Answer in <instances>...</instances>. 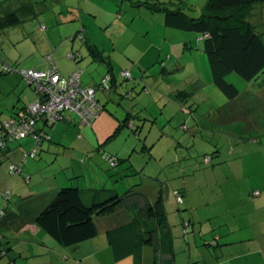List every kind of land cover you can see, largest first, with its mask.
<instances>
[{"label":"rangeland","instance_id":"rangeland-1","mask_svg":"<svg viewBox=\"0 0 264 264\" xmlns=\"http://www.w3.org/2000/svg\"><path fill=\"white\" fill-rule=\"evenodd\" d=\"M30 1L38 3V15L16 26L0 28V108L6 107L11 98L16 99L18 93L23 100H29L33 91L21 71L48 67L44 59L48 52L43 49L50 45L49 41L58 48L53 52L56 66L62 75H69L75 63L66 58L67 52L81 49L86 53L80 38L75 37L71 47L70 36L81 30L108 49L105 55L109 50L113 52L118 81L123 79L122 69H129L132 74L131 79L123 82L128 89L134 87L133 97L123 98L126 108L122 111L121 106H116L119 100L116 95L112 100L115 104L107 102L106 107L125 114L132 105L137 116L132 117L133 130L125 126L104 144L105 153H131L129 162L123 160L116 167H110L102 156L103 149L96 151L97 118L93 126L83 127L72 121H55L46 127L49 137L40 143L33 137L10 142V156L0 162V208L5 202L12 208L16 200L32 194L40 193L43 201L54 194L52 189L56 185L104 186L115 188L119 193L133 187L149 201L162 195L167 224L183 248L188 245L182 233V221L190 219L191 248L194 252H205L206 247L212 251L213 247L206 245L207 231L220 228L216 225L220 217H225L228 204H241L242 192L249 181L264 179V71L250 81L234 72L227 74L226 79L239 91L235 99L228 100L212 81L204 40L198 39L199 33L165 27L162 13L135 6L132 4L135 0ZM182 1L188 15L198 16L206 0ZM257 28L264 31L262 25ZM150 45L156 52L161 48L163 57L168 54L180 59L179 65L183 67L166 74L160 72V62H157V70L140 72L134 57L142 55L144 49L147 52ZM12 64L17 67L16 72L2 70L1 65L12 67ZM105 72L102 66L93 71L96 82ZM143 85L147 90H141ZM178 90H184L182 94L187 92L186 101L179 97ZM104 94L105 91L98 93L101 100L105 99ZM105 113L104 110L99 114L100 118ZM5 116L4 112L1 117ZM69 117L76 120L72 113ZM106 128L104 124V130L98 132L107 135L110 130L107 132ZM72 151L76 154H71ZM209 154L212 158L208 162L205 156ZM11 163L20 165L21 172L13 175ZM127 164L132 167L126 169ZM120 171L125 176L115 180ZM25 175L29 178H24ZM174 189L184 191L182 203L175 198ZM39 202L33 197L29 207L36 208ZM122 206L127 208V204ZM193 212L198 218L192 216ZM29 233L9 229L5 235L20 244L17 249L21 250L27 248L23 240L30 239ZM1 238L0 248L9 245L5 236ZM96 239L98 243L100 239L106 242L102 231ZM7 251L0 250V264H13L12 254ZM22 255H27L26 250ZM20 259L23 264H33L24 256ZM146 260L152 264L153 253ZM130 261L132 264L131 257Z\"/></svg>","mask_w":264,"mask_h":264},{"label":"trees","instance_id":"trees-1","mask_svg":"<svg viewBox=\"0 0 264 264\" xmlns=\"http://www.w3.org/2000/svg\"><path fill=\"white\" fill-rule=\"evenodd\" d=\"M132 4L146 7L153 12L162 13L164 25L169 29L198 32V39L204 40V51L210 65L212 81L228 100L235 99L239 91L234 83L226 79L227 74L234 72L241 78L250 81L257 78L264 71V31H260L257 28L258 25L264 26V0H206L198 16L188 15L184 9V1L182 0H168L166 2H160L159 0H135L132 1ZM170 4H174L175 7H171ZM37 6L38 3L30 0H1L0 28L16 26L33 18L38 15ZM80 31L77 30L73 36H70V39L76 37L86 42L89 47L90 58L93 61L102 62L106 65L105 74L98 82L90 85L82 83L81 75L83 69L81 67L76 66L71 71H81L79 80L81 87L88 86L93 88L97 104V108L94 109V116L88 122H82V119L75 111L69 109L62 110L59 118L54 120L39 118L34 122L31 130L19 137H15L13 134L8 133L5 122L8 123L12 119L21 125L27 121L29 117L27 106L40 95L39 92H36V87L25 78L28 85L32 88L33 98L26 102L20 110L15 113L6 114L4 118H0V162L3 159L9 158L10 142L26 137H33L40 143L42 139L49 137L48 132L45 130L46 127L51 126L58 120L72 121L79 127L85 125L92 126L94 120L104 110L107 111L105 114L113 118L114 125L105 139L98 144L96 151L103 149L101 151L102 156L109 163L110 167H116L125 159L117 157V155L105 153L104 144L121 133L122 128L125 126H129L133 130L132 127L135 120L132 117L137 116V113L135 114L136 111H134L135 107L131 105L125 114H119L115 112V108L113 110L108 109L106 104L110 102V99L107 97L109 92L113 91L117 96L116 99H119L116 101V106H121L122 111L126 108L123 98H127V95L133 97L134 87L132 86L128 89L126 83L123 82L131 79L132 74L129 69H122L120 76L123 78V81H118L115 72L112 71L110 66L109 57L104 55L103 51L95 44L87 42L85 34H82ZM68 53L71 54L70 57L67 56ZM48 54L52 55L54 62L52 52L45 54L44 59L50 63L47 57ZM66 58L78 62L80 55L77 51L70 50L67 52ZM1 67L3 71L6 69L13 72H16L15 69L17 68L13 64L12 67L8 65H1ZM165 70L167 69L162 62L161 71L165 73ZM123 71L127 72V75ZM58 73L60 72L58 71ZM143 89L147 90L144 85L141 87V90ZM103 91L106 92L104 94L106 97L101 100L97 93ZM182 92L184 93V90L177 91L179 97H182L186 101L188 99L185 97L187 92L185 94H182ZM113 104H115V101H113ZM135 104L137 103L135 102ZM67 113L69 115L72 113L76 117V120L73 117L71 119ZM18 145H21V143L16 146ZM33 152L36 153L35 149H33ZM33 152H31V155L35 156ZM207 156L205 158L209 162L212 156L210 154ZM128 167H131V164ZM9 168L13 175L16 172H21V167L18 164L11 163ZM117 173L120 176L115 178V180L125 176L124 171ZM24 178L28 179L29 176L25 175ZM258 193V191L255 192V194ZM173 194L176 199H180L178 203H182L184 191L174 189ZM3 195L6 194L3 193ZM85 195H90V198L85 200ZM35 196L42 197L41 194H32L18 199L17 202H14L12 208H9L7 202L0 208L1 241V237L5 235L2 228L15 224L23 225L35 222L38 227L53 237L58 244L62 246L78 245L83 241L96 237L98 234L94 222L95 216L109 215L123 208V203L128 204L130 207L131 216L129 220L107 229L104 233L114 261L131 257L132 264H143V251L147 249L150 250L151 254L153 253L152 264H173L174 237L167 224L161 194L154 201H149L141 191L133 187H128L125 191L119 193L115 188L104 186L82 189L79 186H59L53 195L43 200V205L30 208L29 200ZM37 197L35 198L37 199ZM184 222H187L188 225L184 226ZM190 224L189 219L182 221L184 238H187L190 232ZM209 243L215 245L217 237H214ZM0 250L6 251L8 247L2 245Z\"/></svg>","mask_w":264,"mask_h":264},{"label":"crops","instance_id":"crops-1","mask_svg":"<svg viewBox=\"0 0 264 264\" xmlns=\"http://www.w3.org/2000/svg\"><path fill=\"white\" fill-rule=\"evenodd\" d=\"M42 29H45V27L43 26ZM74 38L70 39L71 47L73 41L75 40ZM85 38L87 42L93 43L99 49H101L103 51V54L105 55V52L108 49H106L105 47H101V45L96 43V41H94L93 38L87 33L85 34ZM49 43L50 45L44 48L43 51H51L54 59V55L57 52L58 48L56 49L53 46L52 41H49ZM62 43H65V41L61 42V44ZM85 43L86 42H83V44L85 45L84 51L86 53H83L81 49L75 50L79 53L80 60L78 61L79 63L74 62V68L76 66L83 68V72L85 75L82 72L81 81L83 84L90 85L97 81V79H95V77L93 76V71H95L97 67L101 66L104 67L106 71V65L102 62L93 61L90 58L89 47L88 44ZM152 48L153 51L151 52ZM111 54L113 55V52L109 50V54L107 56L109 57L108 59L111 64L110 66L112 68V71L115 72V66L113 64ZM166 56L168 57L165 58ZM166 56H162L161 48L156 52V48L150 45L147 48V52L146 49H144L142 55H139L137 58L134 57L136 68L140 72L145 73L147 72V70H151L152 68H155L157 70L156 63L160 62V72H162L161 69L163 62L167 69L164 72L168 74L175 69L178 70L179 68L183 67V65H179L180 59H174L171 55L168 54ZM95 64L99 66H95ZM57 69L59 71L58 67ZM60 73L62 74V72ZM107 97L110 99L109 101L113 103L112 100L115 99V93H113V91H110ZM32 98L33 94L29 96V100H31ZM21 100L22 104H19ZM28 101L23 100L18 93L17 98H11L10 103L7 104L6 107H1L0 111L2 114L5 112L7 115L15 113L16 111L20 110L21 107L24 106ZM2 114L0 115V118H2ZM97 120V131L96 129H94V133L96 137L95 140L99 144L100 142H102V140L105 139L107 135H101L98 131L104 130V124L107 126V132L111 130L114 125V120L107 114H103L101 118L99 116ZM109 132L107 134H109ZM118 152L120 151L118 150ZM71 154L75 155L76 152L72 151ZM116 155L117 157H124V160H127V162L130 161L131 153L125 155L124 153L120 152ZM126 169H130V167H128V164ZM121 170H125V168L122 167ZM58 187L59 185H56V187L52 189V191L55 193ZM94 187L95 186L83 188ZM80 188L82 189V187ZM257 191L259 193L255 194V192ZM50 196L51 195H49L48 197ZM42 197H37L38 201H40L38 206L43 205V201H41ZM84 198L85 200H87L90 198V195H85ZM15 202H17V200ZM190 206L195 209L193 204ZM227 207V210H225L227 211L225 217H220L219 225L215 224L216 226H220V228L214 231L210 230L209 233L207 231L206 234V236L209 237L207 238L208 244L206 243V245L209 247H213V250L210 251L209 249H207L208 247H206L203 248L205 252H201V250H199V252H194V249L189 245L191 235L189 236L188 234L187 238H185L188 246L185 248H183L182 242H177V239L173 240V264H264V179L259 182L249 181V184L242 192L241 204H228ZM222 214H224V212H222ZM130 216L131 212L128 204L127 208L123 207L120 210H117L109 215L100 217L95 216L94 222L98 231L96 237L90 238L74 246H62L58 244L46 231H44L43 229L41 230V228L38 227L35 222L26 223L23 225H10L2 229L4 234L9 229H15L16 232L21 231L24 233L33 231L32 233H29L30 239L26 237L27 241L23 240V243L27 242L25 243L27 248H23L21 250L17 249L20 248V244L13 243L12 238L4 235L6 241L9 243V245H7L9 252L7 251V253H9V255L12 254L10 258L13 264H23V261H21L20 259L21 256H24V258H27L29 260L31 259L33 261V264H131L129 257L124 258L120 261H114L112 251L107 242H103V240L100 239L98 243L96 239L101 231L105 233L107 229L129 220ZM192 216L195 217L194 212L192 213ZM214 237H217V243L215 245H211L212 243L210 244L209 242L213 240ZM34 241H36V243ZM193 242H195L194 238ZM35 244L38 246H36ZM23 250H26L27 255H22ZM183 250L186 252H183ZM143 253V264H149L150 260L146 259L151 258L152 256L150 250L144 249Z\"/></svg>","mask_w":264,"mask_h":264},{"label":"built area","instance_id":"built-area-1","mask_svg":"<svg viewBox=\"0 0 264 264\" xmlns=\"http://www.w3.org/2000/svg\"><path fill=\"white\" fill-rule=\"evenodd\" d=\"M68 57L71 54L68 53ZM50 63L45 70H36L30 68L21 71L24 78L36 87L39 97H36L28 106L29 115L27 121L21 125L14 120L5 122L8 133L15 137L25 134L31 130L34 122L39 118L54 120L60 117L62 110H73L82 119V122H88L94 116V109L97 108L92 87H81L79 85L80 70H75L67 76H63L57 71V67L52 60V55H47ZM123 73L127 75V72ZM179 201L180 199L177 198ZM188 223L184 222V226ZM186 230V228H184Z\"/></svg>","mask_w":264,"mask_h":264}]
</instances>
